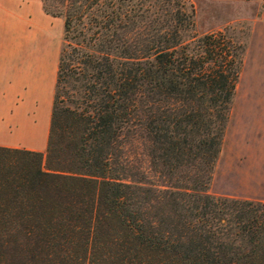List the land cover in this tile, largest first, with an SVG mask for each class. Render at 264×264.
<instances>
[{
    "label": "trees",
    "instance_id": "1",
    "mask_svg": "<svg viewBox=\"0 0 264 264\" xmlns=\"http://www.w3.org/2000/svg\"><path fill=\"white\" fill-rule=\"evenodd\" d=\"M156 5L137 47L113 1L88 36L43 5L74 43L60 51L45 152L0 146V264H264V201L205 190L245 49L222 32L184 45L190 16ZM135 137L161 185L133 171Z\"/></svg>",
    "mask_w": 264,
    "mask_h": 264
},
{
    "label": "rangeland",
    "instance_id": "2",
    "mask_svg": "<svg viewBox=\"0 0 264 264\" xmlns=\"http://www.w3.org/2000/svg\"><path fill=\"white\" fill-rule=\"evenodd\" d=\"M110 1L115 3L117 13L122 19L117 31L124 35L132 46H144L149 19L157 15L163 17L161 8L156 5L162 0ZM105 2L108 0H43V5L51 11L65 10L72 17V28L81 30L88 36L99 35L103 30L88 20L101 19L102 4ZM175 2L180 7L183 17L188 20L190 16L193 23V26L183 24L178 30L184 45L189 42L192 35L202 37L222 32L245 49L254 18L264 12V0H175ZM60 18L64 22L63 17ZM68 41L74 43L72 39H64L63 31L62 46ZM256 44L254 36L249 44L242 81L240 83V70L235 83L222 143L205 188L207 193L215 197L264 201V128H262L264 94L260 90H254L257 84L254 80L257 71ZM260 82L262 83V80ZM246 90H250L249 96L245 94ZM143 144L144 140L135 137L128 145L132 169L135 173L140 171L144 177L161 185L167 178L162 174L159 176L151 168Z\"/></svg>",
    "mask_w": 264,
    "mask_h": 264
},
{
    "label": "crops",
    "instance_id": "3",
    "mask_svg": "<svg viewBox=\"0 0 264 264\" xmlns=\"http://www.w3.org/2000/svg\"><path fill=\"white\" fill-rule=\"evenodd\" d=\"M254 36V90L264 94V12L254 18L240 83ZM62 37V19L47 14L42 0H0V146L46 149Z\"/></svg>",
    "mask_w": 264,
    "mask_h": 264
}]
</instances>
